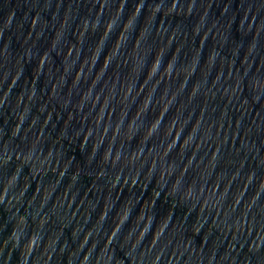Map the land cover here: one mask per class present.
Wrapping results in <instances>:
<instances>
[{"label":"water","instance_id":"95a60500","mask_svg":"<svg viewBox=\"0 0 264 264\" xmlns=\"http://www.w3.org/2000/svg\"><path fill=\"white\" fill-rule=\"evenodd\" d=\"M0 264H264V0H0Z\"/></svg>","mask_w":264,"mask_h":264}]
</instances>
